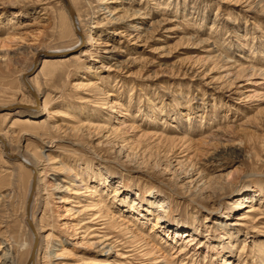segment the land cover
<instances>
[{
	"label": "rangeland",
	"instance_id": "1",
	"mask_svg": "<svg viewBox=\"0 0 264 264\" xmlns=\"http://www.w3.org/2000/svg\"><path fill=\"white\" fill-rule=\"evenodd\" d=\"M69 2L109 58L102 45H75L60 0H0V133L9 141L0 145V242L25 263L32 175L14 153L40 159L52 137L47 153L94 193L55 191L70 173L46 170L31 203L34 223L48 228L37 264H155L145 242L165 260L156 264H264V0ZM37 49L51 51L28 77L40 92L31 106L21 77ZM92 202L98 217L86 224L129 258L99 254L96 237L75 232L90 215L76 210ZM156 213L165 217L150 231ZM58 241L69 258L51 263L45 252Z\"/></svg>",
	"mask_w": 264,
	"mask_h": 264
},
{
	"label": "bare ground",
	"instance_id": "2",
	"mask_svg": "<svg viewBox=\"0 0 264 264\" xmlns=\"http://www.w3.org/2000/svg\"><path fill=\"white\" fill-rule=\"evenodd\" d=\"M99 4H101V3H99ZM70 5H71V3H70ZM63 6H64V4H63ZM71 7H72V5H71ZM72 9H73V7H72ZM98 10L105 11L106 10V7L103 6V5H99V9ZM73 12H74V9H73ZM67 15H68V13H67ZM74 18H75V21H76L77 29L79 31V33H76L75 32L74 26L72 24V21L70 20L72 30H73V32H74V34L76 36L75 45H80V47L81 48H84L85 51H87V52L90 50V48H92V46L95 47V46L102 45L103 46L102 49H103L104 53H108L107 54L108 56H100V57H102V58L104 57L106 59L109 58L111 56V54L109 53L110 50H108V48L105 47V44L106 43H101L96 38V35L94 34V31H92V29L94 28V26H88L87 27V25L85 24L86 25V27H85L83 24H81L79 18H77L75 16V12H74ZM91 23L94 24V22H91ZM88 25H89V23H88ZM39 51H40L39 49L35 50V54L37 53V55L34 58V62L32 64L31 69L27 73H23L22 74V77H21L23 79V76L24 75L26 76V80L28 82V85H26L25 82L24 83H25L26 88L28 89V91L33 96V101L30 104L31 106L35 105L36 103L37 104L39 103L38 97H39V93L40 92L37 91L36 89H34V87L32 86V84L28 81V77L33 72V71L30 72V71L32 70V68L34 70L37 67L36 64H38V58L40 59L41 58L40 56L42 54H45L46 55L47 52H45V51H51V50H48L47 49V50H44V51H40V52ZM33 57H34V55H33ZM68 58H65V59L67 60ZM62 60H63L62 58H56V57H53L52 58V57H48V56H45V58H43V62H56L57 63V62H60ZM28 107L31 108L30 106H28ZM42 110H43L42 112H44V113L46 112L45 107H43ZM62 126H65L66 129H67V125L62 124ZM51 127H52V130H53V128H55V130H56V127L55 126L52 125ZM55 141H57V139L51 137L50 139L45 140L44 142L41 143L42 146H41L40 149L42 150V152H41L40 159H37L34 156H24L23 154H21L22 152L21 153L20 152L14 153V155H17V156H20L21 157L20 162L23 163L24 166H26V167H28L30 169L32 176L35 173V181H34V187H33V192H32V199H33V195H34L35 188H36V191H37V188H38L39 184L41 183V178L43 176L47 175L46 174V170L47 169H52L53 168L52 166L54 165V163L59 164V167H60L59 169L65 171L67 173H70L69 180L67 182L63 181L65 183L56 182L55 184H53V188H54L55 191L71 192L75 196V198H77V199H79L80 198L79 196H81L83 194L88 195L86 192H90V193L92 192V193H94V191L87 185L86 180H85L84 177L83 178L82 177H79L76 174V172L74 170H72L70 167H68L67 165H65L63 163V161L56 162L55 161V157H53V156H51V154L47 153V151L49 150V147H51V144L53 142H55ZM0 145L2 147V150H7V148L9 147V141H8L6 135L5 134H2V133H0ZM5 154L8 157H12V158L18 159L17 156H10L7 151H5ZM51 164H53V165H51ZM32 176H31V181H32ZM55 180H57V178H55L54 181ZM31 181H30V186H31ZM73 186L75 188H71ZM73 189H74V191H72ZM29 190H30V187H29ZM43 190H45V189H43ZM28 193H29V191H28ZM32 199H31L30 208H29V218H30V221H31V226H30V224L28 223V221H27V219L25 217L26 224H27V226H28V228L30 230V233L32 235V243H31V246H30V248H31L30 249V252L32 250V245H33V241H34V238L35 237H36L37 241H36V246H35V250H34L33 257L30 258V253H29V256L26 258V261H25L24 264H37V261H38V258H37V254H38L37 253V247H38V244H40V242L42 241L41 232H43L45 229H48V228H43L42 226H37L36 223H34L33 218H32V214H31V203H32ZM70 201H74V199H72L70 197H61L60 198V202H63V203L70 202ZM77 202H79V201H77ZM98 205L99 204H96V202H92V207L87 208V210H85V211L82 210V209L76 210L75 215L76 214L77 215H81V214L82 215H87L89 213L87 211H90L92 209H97ZM254 209L255 208H253L252 205H251L250 206V210H248V211L251 212ZM65 210L70 211L71 209L70 210L65 209ZM25 213H26V203H25ZM89 214L90 215L85 216V218H89L88 221H83L82 219H79V223L82 221L80 223V226H75L77 224L74 225V227H76L75 228V232H76V229L77 228H80L81 227L82 229L80 231H85V232L87 231L86 232V235H88L90 238L96 237V240H92V241L89 240L90 241L89 242V245L97 253H99V254L108 255L110 252L115 251L116 252L115 256H118L121 259L129 258V255H126L127 253H125V252H118L117 250H115V247L116 246L113 244V242H110L109 241V237H105L104 235H100L99 229L102 228V226L99 227V226H91V225H87L86 224L90 220L96 219L98 217V216L97 217L96 216H93L92 217V215L94 213H89ZM74 217H76V216H74ZM164 217L165 216L163 214L156 213L154 215V219L150 223V231H154L155 229L157 230V228L161 225V219H163ZM171 232H173L174 235H175L176 230H172ZM167 235H169V233H167ZM193 239L194 238L188 240L189 244L191 243V241ZM53 240H56V238H53ZM61 244H62L61 241H58L57 244L56 243L50 244V245L48 244L49 246L47 248H49V249L45 253H46V258H47V260H49V262L52 263V260H59V259L65 258L66 255H63V254H60V253L57 252L59 250L58 247L61 246ZM20 245H22V244H20ZM19 247L20 246L18 245V248ZM142 248H143L142 255L143 256H146L147 257L146 259L152 260L153 263L156 264L157 262L165 261V260H163V257L161 255V253L160 254H157V253H155L153 251V248L151 246H149V242H145L143 244V247ZM180 252H181V250H179V253ZM22 256H23L22 254L15 255L14 252L12 251V249H11V246H9L7 244H3V242H0V264H19ZM66 257H68V256H66ZM59 262H58V264H68L66 262L65 263H59ZM117 263L118 264H126V262H124L122 260H120ZM225 263H226V261H225ZM78 264H112V262L110 260L104 258V259H99L97 261L81 260V262H79Z\"/></svg>",
	"mask_w": 264,
	"mask_h": 264
},
{
	"label": "water",
	"instance_id": "3",
	"mask_svg": "<svg viewBox=\"0 0 264 264\" xmlns=\"http://www.w3.org/2000/svg\"><path fill=\"white\" fill-rule=\"evenodd\" d=\"M62 3L64 4V7H65V10L66 12L68 13V16L70 18V20L72 21V24L74 26V30L76 33H79L78 29H77V26H76V21H75V18H74V12H73V9L69 3L68 0H61ZM45 55V54H42L41 57ZM36 62V61H35ZM38 64H36L37 66ZM35 66V65H34ZM33 71V68L30 72ZM23 80L24 82L26 83V85H28V82L26 80V76L24 75L23 76ZM16 106H21V107H28L27 105H21V104H14V105H11V106H8L7 108L11 109L13 107H16ZM0 109H2V107H0ZM34 181H35V173L33 174L32 176V181H31V186H30V190H29V193H28V196H27V199H26V219L28 221V223L30 224L31 226V221H30V218H29V208H30V202H31V199H32V192H33V187H34ZM32 228V227H31ZM36 237L34 238V241H33V245H32V250L30 252V258L33 257L34 255V250H35V246H36Z\"/></svg>",
	"mask_w": 264,
	"mask_h": 264
}]
</instances>
